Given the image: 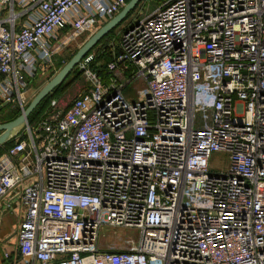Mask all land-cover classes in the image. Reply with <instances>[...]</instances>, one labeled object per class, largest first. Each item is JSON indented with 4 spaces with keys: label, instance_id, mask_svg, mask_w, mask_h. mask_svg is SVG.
I'll return each mask as SVG.
<instances>
[{
    "label": "built area",
    "instance_id": "obj_1",
    "mask_svg": "<svg viewBox=\"0 0 264 264\" xmlns=\"http://www.w3.org/2000/svg\"><path fill=\"white\" fill-rule=\"evenodd\" d=\"M128 1L0 0V105L24 108L61 32L93 34ZM108 46L106 74L86 56L89 86L0 155L19 264H264V0H164ZM104 228L137 239L104 248Z\"/></svg>",
    "mask_w": 264,
    "mask_h": 264
},
{
    "label": "rangeland",
    "instance_id": "obj_2",
    "mask_svg": "<svg viewBox=\"0 0 264 264\" xmlns=\"http://www.w3.org/2000/svg\"><path fill=\"white\" fill-rule=\"evenodd\" d=\"M162 1L164 0H141L132 13L128 16V18H126V20L120 24V29L131 21L139 20L147 16ZM64 33L66 32H61L60 35H58V39L52 41V49L48 53L49 57L46 58V64L36 71L35 76H33L30 81L27 80L29 82V89L26 93L24 107L33 98L37 91L61 69V67L91 35L84 34L77 37L74 41H68L69 36L64 37ZM67 41L68 43H66ZM91 54L95 56V49ZM100 62L101 60L99 59V63ZM89 84L90 78L80 66H77L76 70L65 79V81L60 86L58 93H56L52 99L57 100L59 103V108H65L70 104L72 99L75 98L80 93V91L88 87ZM143 89V84L132 83L127 87L124 93L130 101H135L137 97L136 92L143 91ZM18 111H21L18 104L2 107V110L0 111V124L9 121L12 116L19 113ZM13 142L14 139L11 144L7 145V147L1 148L0 155L4 153L13 144ZM226 158L227 155L224 153H215L213 155L212 163L215 170H218V168H222L224 166ZM128 237L137 239V232L134 230H127L120 235L118 232L115 233L113 230L109 231L107 228H104L99 234V243L101 247L109 248L115 251L128 250L130 248V244H127L124 240V238Z\"/></svg>",
    "mask_w": 264,
    "mask_h": 264
},
{
    "label": "water",
    "instance_id": "obj_3",
    "mask_svg": "<svg viewBox=\"0 0 264 264\" xmlns=\"http://www.w3.org/2000/svg\"><path fill=\"white\" fill-rule=\"evenodd\" d=\"M141 0H129L123 9L115 16L107 20L77 49L72 57L61 67V69L49 79L33 96L28 104L20 111V114L11 121L0 124V148L15 139L28 123V118L37 107L65 81L71 71L89 54V52L106 35L113 31L125 18L136 8ZM6 106L4 104L2 107Z\"/></svg>",
    "mask_w": 264,
    "mask_h": 264
},
{
    "label": "crops",
    "instance_id": "obj_4",
    "mask_svg": "<svg viewBox=\"0 0 264 264\" xmlns=\"http://www.w3.org/2000/svg\"><path fill=\"white\" fill-rule=\"evenodd\" d=\"M18 23L20 24L21 22H18ZM121 29H120V27L117 28L114 31V33L111 35V37L106 40L105 44L108 45L109 42L116 39L117 35L119 34V30H121ZM69 40H71L70 37H69L68 41ZM68 41L66 43H68ZM99 49H101V48L97 47L95 49V51L97 52V51H99ZM119 72L120 71H117L116 75L120 80L122 79L121 82L123 84L125 82L124 81L125 78H122L121 75L119 74ZM128 86H126L124 88L123 93L125 92V90L127 89ZM67 107L62 108V109L64 110ZM22 215H23V208L21 206L17 205L13 209L4 212L2 214V216L0 217V264H19L20 263L17 260L16 231H17L19 223L22 219Z\"/></svg>",
    "mask_w": 264,
    "mask_h": 264
},
{
    "label": "trees",
    "instance_id": "obj_5",
    "mask_svg": "<svg viewBox=\"0 0 264 264\" xmlns=\"http://www.w3.org/2000/svg\"><path fill=\"white\" fill-rule=\"evenodd\" d=\"M132 13V12H131ZM130 13V14H131ZM129 14V15H130ZM128 15V16H129ZM128 16L126 17V18H128ZM126 18H125V20H126ZM124 22V21H123ZM120 26V24L113 30V31H111L108 35H106L100 42H98V44L89 52V54L88 55H90L92 52H93V50L94 49H96L97 47H100L101 49H99V51H97L96 52V54H95V56H94V59H93V61H92V63L90 64V68L91 69H95L98 73H99V75H105L106 74V72H105V67H106V63L108 62V61H110V59L112 58V53H113V51H112V48H110L108 45H106L105 44V42H106V40L108 39V38H110L111 37V35L114 33V31L118 28ZM87 55V56H88ZM72 57V56H71ZM70 57V58H71ZM99 59L101 60V62L99 63ZM97 63H99V64H97ZM76 70V68H74L72 71H71V73H73L74 71ZM70 73V74H71ZM69 74V75H70ZM29 81H30V79H29ZM62 85V84H61ZM60 85V86H61ZM60 86L53 92V94L50 96V97H48V98H46L38 107H37V109L31 114V116L28 118V123H33V122H35L36 121V119L38 118V116H40L43 112H44V110H45V108H46V106H47V104H48V102H49V100H51L52 99V97L56 94V93H58V90H59V88H60ZM2 110V108L0 109V111ZM19 113H17L16 115H14V116H12L10 119H9V121H11V120H13L14 118H16L19 114H20V111H18ZM8 122V121H7ZM4 123V122H3ZM13 141V140H12ZM11 141V142H12ZM11 142H9V143H7L6 145H4L2 148H5V147H7V145H9V144H11ZM11 147V146H10ZM9 147V148H10ZM0 150H1V148H0Z\"/></svg>",
    "mask_w": 264,
    "mask_h": 264
}]
</instances>
